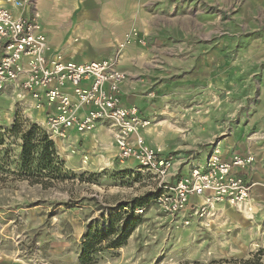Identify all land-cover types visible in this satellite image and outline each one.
<instances>
[{
  "label": "rangeland",
  "instance_id": "1",
  "mask_svg": "<svg viewBox=\"0 0 264 264\" xmlns=\"http://www.w3.org/2000/svg\"><path fill=\"white\" fill-rule=\"evenodd\" d=\"M7 2H20L32 15L36 11L32 0ZM168 2L156 13L160 30L153 40L165 45L151 49L146 67L156 72L147 95L157 108L149 120L169 131V148L162 150L172 173L179 157L188 162L196 152L199 157L216 147L222 150L228 136L238 126L243 130L259 108L264 0ZM20 94L11 87L0 91V128L17 116L43 126L35 117L42 109ZM246 137L263 140L264 133L253 130ZM68 139H52L67 179L44 187L0 175V264H80V244L89 226L100 220L103 228L108 226V209L144 195L152 196L143 213L136 212L142 223L125 245L102 253L97 264H264V220L254 217V209L233 212L217 204L201 218L188 214L186 223L155 204L157 175L122 159L115 147L110 151L97 138L63 148ZM18 151L13 145L12 157ZM206 159L203 154L201 163Z\"/></svg>",
  "mask_w": 264,
  "mask_h": 264
},
{
  "label": "built area",
  "instance_id": "2",
  "mask_svg": "<svg viewBox=\"0 0 264 264\" xmlns=\"http://www.w3.org/2000/svg\"><path fill=\"white\" fill-rule=\"evenodd\" d=\"M13 6L22 8L20 2ZM138 38V30L133 28L119 42L115 57L76 63L51 52L38 13L15 14L1 6L0 91L11 87L20 96L30 98L35 109H48L43 126L51 139H65L73 130L84 135L101 124L107 125L118 156L136 161L142 169L157 175L159 190L154 202L166 214L189 223L188 214L201 218L219 203L251 210L253 185L240 172L251 168L255 162L253 153L225 159L216 147L204 164L199 160L189 173L170 181L171 160L164 157L161 148L148 146L142 135L151 121L140 114L139 107H128L121 99L122 84L128 75L120 68V52L134 41L146 45L144 39ZM191 197L203 199L190 203Z\"/></svg>",
  "mask_w": 264,
  "mask_h": 264
},
{
  "label": "crops",
  "instance_id": "3",
  "mask_svg": "<svg viewBox=\"0 0 264 264\" xmlns=\"http://www.w3.org/2000/svg\"><path fill=\"white\" fill-rule=\"evenodd\" d=\"M35 5V12L39 14L42 28L45 30L52 53H59L65 60L76 63L91 61H100L112 57L117 42L123 41L126 34L133 28L139 31L138 39H145L149 46L145 47L134 41L128 46L121 57V68L125 70L129 77L122 84L123 103L131 107H139L140 114L149 119L156 111V105L153 107L152 100L147 92L150 88L155 71L147 69L149 58L152 56L151 49L155 46H164V42L154 43L155 31H159L156 25V13L163 12L168 7V0H32ZM10 8L15 14L23 13L32 15L27 8H16L7 0H0V7ZM171 6V5H170ZM164 8V9H163ZM173 8V7H170ZM69 92L70 89H68ZM259 108L251 115L250 123L243 126V130L238 126L233 133L228 136L221 153L225 159L231 156L247 155L248 152L255 155V162L246 172L240 174L247 182L253 185L251 192V211L254 209V217L264 220V138L248 140L247 134L253 130L264 133V94L258 101ZM160 111L162 109L160 108ZM48 109L37 110L36 122L43 125ZM163 123L150 126L142 131L144 139L148 146L168 150L166 143L169 131L161 127ZM69 139L61 143L62 147L76 146L86 139H98L101 143L107 145L110 151L117 147L112 137L111 129L101 124L97 129L86 133L85 135L70 131ZM256 137V136H254ZM211 152V151H210ZM199 157L191 156L190 160H183L179 157L176 161L170 181H176L183 174L189 173L190 167L199 161L203 154L209 155V152H200ZM164 157L168 155L163 151ZM185 161V162H184ZM201 161V160H200ZM183 162V165H182ZM203 197H191L190 203H200ZM220 207H226L230 211L235 207L218 204ZM236 211V210H235ZM233 211V212H235Z\"/></svg>",
  "mask_w": 264,
  "mask_h": 264
},
{
  "label": "trees",
  "instance_id": "4",
  "mask_svg": "<svg viewBox=\"0 0 264 264\" xmlns=\"http://www.w3.org/2000/svg\"><path fill=\"white\" fill-rule=\"evenodd\" d=\"M13 145L18 146L19 151L12 157ZM64 164L58 155L56 142L38 123H30L17 116L13 124L0 128V175L3 178L6 174L13 175L21 180L27 179L31 184L48 187L67 179L69 174ZM150 196L136 197L108 209L109 224L104 228L101 220L92 223L82 237L79 263L97 264L102 253L125 245L143 221L136 210L148 206ZM261 253L264 254V249Z\"/></svg>",
  "mask_w": 264,
  "mask_h": 264
},
{
  "label": "bare ground",
  "instance_id": "5",
  "mask_svg": "<svg viewBox=\"0 0 264 264\" xmlns=\"http://www.w3.org/2000/svg\"><path fill=\"white\" fill-rule=\"evenodd\" d=\"M220 204V203H219ZM222 204H224V205H226V203H222ZM227 205H229V204H227ZM230 207H232L231 205H229ZM233 207H235V206H233ZM236 208V207H235Z\"/></svg>",
  "mask_w": 264,
  "mask_h": 264
}]
</instances>
